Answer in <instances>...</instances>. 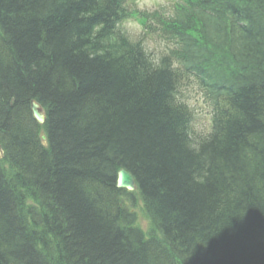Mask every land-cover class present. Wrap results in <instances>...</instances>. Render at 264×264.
Here are the masks:
<instances>
[{
  "label": "trees",
  "instance_id": "1",
  "mask_svg": "<svg viewBox=\"0 0 264 264\" xmlns=\"http://www.w3.org/2000/svg\"><path fill=\"white\" fill-rule=\"evenodd\" d=\"M168 6L153 71L121 0H0V264H264V0Z\"/></svg>",
  "mask_w": 264,
  "mask_h": 264
},
{
  "label": "clouds",
  "instance_id": "2",
  "mask_svg": "<svg viewBox=\"0 0 264 264\" xmlns=\"http://www.w3.org/2000/svg\"><path fill=\"white\" fill-rule=\"evenodd\" d=\"M121 4L129 14L115 22V31L123 36L131 46L139 47L146 63L153 71L159 70L164 59L169 56L171 49L176 45L158 28L156 30L149 28L151 20L147 17L153 14L169 15L170 9L166 0H121ZM190 147L196 149V145Z\"/></svg>",
  "mask_w": 264,
  "mask_h": 264
},
{
  "label": "water",
  "instance_id": "3",
  "mask_svg": "<svg viewBox=\"0 0 264 264\" xmlns=\"http://www.w3.org/2000/svg\"><path fill=\"white\" fill-rule=\"evenodd\" d=\"M32 108L35 113V119L41 123L44 124L46 121V116L43 113L41 105H39L37 102H32ZM2 150L0 149V153ZM117 187L119 189H126L128 191H135L137 189L136 180L129 171L122 169L119 171L118 174V180H117Z\"/></svg>",
  "mask_w": 264,
  "mask_h": 264
},
{
  "label": "bare ground",
  "instance_id": "4",
  "mask_svg": "<svg viewBox=\"0 0 264 264\" xmlns=\"http://www.w3.org/2000/svg\"><path fill=\"white\" fill-rule=\"evenodd\" d=\"M33 102V101H32ZM32 102H31V107L29 106V112H30V115L28 114L27 116H26V120H27V123L29 124L32 120H34V122L32 121L31 122V125L29 126V130H30V132L31 133H33V134H31L32 136H34V138H35V140L37 141V143H38V145H40V146H42V144H44V142L46 143V141H47V137H46V135L44 134L45 133V131L42 129V128H40L39 127V125H45V123H46V121H45V123L44 124H41V123H39L36 119H35V113H34V110H33V108H32ZM39 105H41L40 103H38ZM41 107H42V110H43V113L45 114L46 112H45V108L41 105ZM45 116H46V114H45ZM47 119V118H46ZM37 123L39 124V125H37ZM2 150V149H1ZM120 170H122V169H120ZM120 170H118V172H117V180H118V174H119V171ZM18 217L19 218H22L23 217V215L21 214V213H19L18 214ZM23 219V218H22ZM15 223L16 224H18L19 222L17 221V219H15ZM22 223H24V222H22Z\"/></svg>",
  "mask_w": 264,
  "mask_h": 264
},
{
  "label": "rangeland",
  "instance_id": "5",
  "mask_svg": "<svg viewBox=\"0 0 264 264\" xmlns=\"http://www.w3.org/2000/svg\"><path fill=\"white\" fill-rule=\"evenodd\" d=\"M174 0H166L167 5L173 3ZM188 97L192 98L195 103V107L200 108L201 106H206L203 101L200 99L198 95H196L194 92H189L187 93ZM138 216L140 217V223L143 226L144 230H148L149 227L151 226L150 220L146 217L142 210V205L137 209Z\"/></svg>",
  "mask_w": 264,
  "mask_h": 264
}]
</instances>
